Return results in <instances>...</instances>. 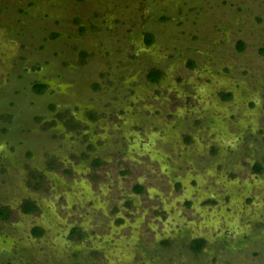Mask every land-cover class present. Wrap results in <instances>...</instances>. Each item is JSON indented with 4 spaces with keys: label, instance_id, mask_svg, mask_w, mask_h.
Segmentation results:
<instances>
[{
    "label": "rangeland",
    "instance_id": "374dc122",
    "mask_svg": "<svg viewBox=\"0 0 264 264\" xmlns=\"http://www.w3.org/2000/svg\"><path fill=\"white\" fill-rule=\"evenodd\" d=\"M0 264H264V0H0Z\"/></svg>",
    "mask_w": 264,
    "mask_h": 264
},
{
    "label": "trees",
    "instance_id": "16d2710c",
    "mask_svg": "<svg viewBox=\"0 0 264 264\" xmlns=\"http://www.w3.org/2000/svg\"><path fill=\"white\" fill-rule=\"evenodd\" d=\"M149 41V40H148ZM243 43L242 42H240V46L242 45ZM160 76V71L159 70H153L151 73H150V78H151V80H153V81H156L157 79H158V77ZM35 87H36V89L37 90H39V91H42L43 89H44V87H45V85L44 84H41V83H36L35 84ZM95 163L97 164L98 163V160H95ZM257 169H258V167H257ZM30 203V202H29ZM25 207H26V209L27 210H31V209H33V206H26L25 205ZM35 231H37V230H35ZM34 231V232H35ZM36 233V232H35ZM39 233V231H37V233L36 234H38ZM205 239L204 238H198V239H195L194 240V242H193V245H192V247L195 249V250H200L204 245H205Z\"/></svg>",
    "mask_w": 264,
    "mask_h": 264
}]
</instances>
